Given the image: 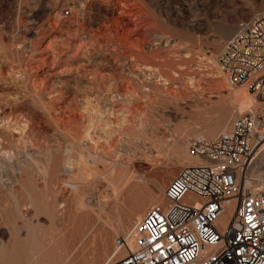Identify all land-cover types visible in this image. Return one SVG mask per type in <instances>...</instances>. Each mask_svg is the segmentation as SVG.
I'll list each match as a JSON object with an SVG mask.
<instances>
[{
    "label": "rangeland",
    "instance_id": "obj_1",
    "mask_svg": "<svg viewBox=\"0 0 264 264\" xmlns=\"http://www.w3.org/2000/svg\"><path fill=\"white\" fill-rule=\"evenodd\" d=\"M262 7L264 0H0V130L19 157L0 171L13 180L11 189L0 187V248L17 243L21 264H49L60 242L72 264H102L136 213L162 200L168 181L194 160L187 140L214 138L246 109L232 113V89L208 57ZM262 151L256 158L264 164ZM99 157L135 176L146 192L139 210L115 198L100 163L84 184L76 161ZM67 160L76 194L64 184ZM79 194L88 205L84 221ZM26 226L41 234V249L21 242Z\"/></svg>",
    "mask_w": 264,
    "mask_h": 264
},
{
    "label": "built area",
    "instance_id": "obj_2",
    "mask_svg": "<svg viewBox=\"0 0 264 264\" xmlns=\"http://www.w3.org/2000/svg\"><path fill=\"white\" fill-rule=\"evenodd\" d=\"M216 65L230 87L247 83L251 104L214 138L187 140L194 160L114 239L104 264H264V7L236 23Z\"/></svg>",
    "mask_w": 264,
    "mask_h": 264
},
{
    "label": "bare ground",
    "instance_id": "obj_3",
    "mask_svg": "<svg viewBox=\"0 0 264 264\" xmlns=\"http://www.w3.org/2000/svg\"><path fill=\"white\" fill-rule=\"evenodd\" d=\"M183 56L187 57V54L186 55L183 54ZM176 57H177V60H179L181 58V56H179V55ZM208 63L210 65H212V67L213 66L217 67L216 57H214V58L208 57ZM214 73L217 77L222 76L218 69ZM188 85L190 88L196 87L194 82L189 81V80H188ZM230 88L232 89L231 90L232 93L229 94V97H230L229 106L233 109L236 108V110L232 113L235 114L237 110L239 112H242L244 108H247L251 104L252 96L249 93V91L247 90V83L244 82V83H241L240 85H237L235 87H230ZM233 109H232V111H233ZM222 110H225V107H224V109L222 108ZM220 113L223 114L222 111H220ZM4 121H5V118L2 117L0 122L3 123ZM206 130H207V133L209 134L210 137H214V135H215L214 127H207ZM197 136H199V135H197ZM6 140H8L6 133L3 130H0V171L7 164L10 166H13L16 162H19V157H18L17 151H15V150L10 151L9 149L6 150L7 148H10L12 146L11 141L8 140L6 142ZM176 142H177V140L176 141L174 140V143L171 144V148H172L171 154L172 155H176L178 153L177 149L180 147L179 144ZM257 146H259L258 151H262L264 149V139L262 141H260ZM187 156L190 159H194L193 157L189 156L188 154H187ZM86 160H84V162L82 160H81V162L76 161L77 162L76 163L77 170L82 175V177L84 179V184L90 183L91 176H92L91 174L95 170V164L100 163L103 167V168H101V169H103L102 174H104V173L108 174L107 182H108L110 188L113 190L115 198H117V200H118L122 197L123 198L122 199L123 204L128 208L133 207L132 208L133 212H136L137 210H139L140 202L144 198V195L146 194V192L144 191L142 186L138 182H136L135 176L131 172L129 174V173H126V172L120 170V168L115 166L114 162H117V161L113 160L114 162L112 161L113 163H111V162H108L103 157H99L98 159H93L92 161L91 160L86 161ZM70 163L71 162H68V160L64 162V173L66 174L67 179L69 178L68 180L64 181V184H66L71 189V191H73V193L76 194L79 192V185L80 184L78 183L77 178L75 180V177H74L75 172H74L73 166L71 165L72 163L71 164ZM81 175H78V176H81ZM116 181H121L120 187L119 186L117 187ZM12 183H13V180H10L7 182V181L2 180V178H0V187L4 186V187H8V189H11ZM23 190H24L25 197L30 198L32 196L31 195L32 190H31V186H30L29 182H27V184L23 185ZM31 198L29 200L30 203H32ZM151 200H153V202L156 200V194L153 195V197H151ZM162 200H159L158 202H161ZM75 206H76V209L81 210L80 217L84 221L85 216L86 215L89 216V214L87 213L88 205L86 204V202L84 201L83 197L80 194L75 199ZM228 209H230V212L228 213L227 216H230L233 213V206L229 205ZM18 210H20V209H18ZM64 214H65V212H64ZM141 216H142L141 214L136 213L137 219L140 218ZM52 218L56 219L55 217H52ZM55 222H56V220H55ZM31 231H32V233H34L35 229H32ZM12 234H13V231H12ZM37 235H39V234L37 233ZM40 235H39V237H40ZM56 236H57V234H56L55 228H54V230L49 231V240L55 238ZM34 238H35V236H34ZM102 238H103V236H102ZM54 243L55 244L52 245L51 248L49 249V264H72L73 260L67 259L68 256H66L64 254V244L60 243V242H54ZM113 250L114 249H112V251L107 255L106 259L104 260V262L102 264L107 262V260L111 256ZM42 263H44L42 260H36V262H33L32 264H42Z\"/></svg>",
    "mask_w": 264,
    "mask_h": 264
},
{
    "label": "crops",
    "instance_id": "obj_4",
    "mask_svg": "<svg viewBox=\"0 0 264 264\" xmlns=\"http://www.w3.org/2000/svg\"><path fill=\"white\" fill-rule=\"evenodd\" d=\"M28 226H26L27 238H25V240L24 241L22 240L21 242L25 243L27 245V247H29V248H32V249L36 248L37 250L41 249V245H39L38 240H37L38 235H37L36 230L34 233H32V231H31L32 229L29 228ZM15 234H17V232H16V230H13V236H15ZM34 236H35V238H34ZM17 245H18L17 243L16 244L13 243L11 246H2L0 248V264H21L20 260L19 261L17 260V251H18ZM21 247H22V245H21ZM109 251H110V249H108V248H105L103 250L105 255L108 254ZM33 262H36V260Z\"/></svg>",
    "mask_w": 264,
    "mask_h": 264
}]
</instances>
